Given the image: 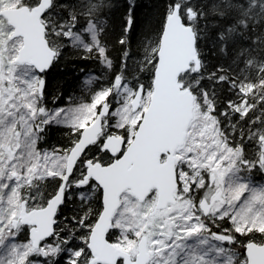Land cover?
I'll use <instances>...</instances> for the list:
<instances>
[{
  "label": "snow or ice",
  "instance_id": "1",
  "mask_svg": "<svg viewBox=\"0 0 264 264\" xmlns=\"http://www.w3.org/2000/svg\"><path fill=\"white\" fill-rule=\"evenodd\" d=\"M140 7L0 0V264H264V0Z\"/></svg>",
  "mask_w": 264,
  "mask_h": 264
},
{
  "label": "trees",
  "instance_id": "2",
  "mask_svg": "<svg viewBox=\"0 0 264 264\" xmlns=\"http://www.w3.org/2000/svg\"><path fill=\"white\" fill-rule=\"evenodd\" d=\"M162 0H139L141 7L138 10V18L144 20L146 17L153 21L158 18V7ZM99 71L94 61L78 59L76 57L66 58L57 67L50 70L49 82L50 90L54 95L61 97V103H67L66 97H80L82 95L80 84L90 74ZM49 105H52V98L49 97ZM63 138L58 135L52 136V143H56ZM257 181H264V177L257 175Z\"/></svg>",
  "mask_w": 264,
  "mask_h": 264
},
{
  "label": "rangeland",
  "instance_id": "3",
  "mask_svg": "<svg viewBox=\"0 0 264 264\" xmlns=\"http://www.w3.org/2000/svg\"><path fill=\"white\" fill-rule=\"evenodd\" d=\"M256 179H257V177H256Z\"/></svg>",
  "mask_w": 264,
  "mask_h": 264
}]
</instances>
